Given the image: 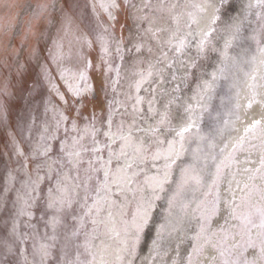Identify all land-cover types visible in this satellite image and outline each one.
<instances>
[{
    "label": "snow or ice",
    "instance_id": "snow-or-ice-1",
    "mask_svg": "<svg viewBox=\"0 0 264 264\" xmlns=\"http://www.w3.org/2000/svg\"><path fill=\"white\" fill-rule=\"evenodd\" d=\"M77 6L74 0L38 5V18L51 7L45 22L56 35L47 56L42 58L36 47L16 66L20 98L27 93L31 99L43 89L45 115L52 113L39 126L35 116L15 125L29 140L35 130L29 152L21 148L11 122L16 94L7 80L0 85V131L27 176L17 192L12 224L18 240L26 239L17 233L19 218L33 217L40 184L45 178L55 181L47 189L44 214L52 234L46 231L33 244L31 264H50V241L57 240V227L73 204L80 215L73 217L76 227L64 247L71 243L74 254L69 258L64 251L57 264H205V259L208 264H264V0H93L95 26L76 14ZM121 13L138 30L136 52L146 50L151 57L137 61L147 68L138 70L131 85L135 95L127 97L135 101L133 114L144 123L153 121L148 127L136 119L127 125L114 121L111 100L100 127L95 111L84 115L97 100L89 76L93 67L103 72L102 91L110 85L115 92L119 84L120 65H113L110 49L115 41V54L124 60ZM94 43L95 65L84 52ZM33 62L35 78L29 74ZM165 76L170 88L160 89L162 107L155 106L153 87L144 116L142 87L154 78L163 84ZM29 162L35 165L31 172ZM16 179L9 171L5 191ZM172 241L174 247L165 246ZM145 245L149 255L141 258ZM5 246L12 251V245ZM22 264H29L27 257Z\"/></svg>",
    "mask_w": 264,
    "mask_h": 264
},
{
    "label": "rangeland",
    "instance_id": "rangeland-1",
    "mask_svg": "<svg viewBox=\"0 0 264 264\" xmlns=\"http://www.w3.org/2000/svg\"><path fill=\"white\" fill-rule=\"evenodd\" d=\"M135 2L140 3V0H135ZM8 3L13 4L14 7H6L5 5ZM44 3L51 5L52 0H0V85L7 80L16 94L15 98L12 99L11 104V122L14 130H16V124L22 123L23 120L30 119L31 116L37 118V126H39L45 119L50 120L52 116L51 111L47 113V116L45 115L42 97L46 95V92H44L43 89H37L31 99H29L27 93H23V99L20 98L21 93L19 92L18 85L19 77L16 74L17 63L25 61L31 49L39 47L42 49L41 57L43 58L47 56L46 49L51 46L52 39L56 35L55 28H52L45 22V18L52 12L51 7H49L43 16L38 18L36 15L40 12L38 5ZM74 3L78 5L75 9L76 14L85 18L86 22L91 21L92 25L95 26L96 17L92 11L93 0H74ZM65 6L67 7V5ZM100 20L106 22L107 17L101 13ZM120 23L125 24L123 29L124 42L121 44L124 60L121 61L115 54V41L110 49L113 54V65H120V81L116 86L115 92H113L110 85L106 92L100 89L101 82L104 79L102 70L97 71L95 67H93V69L89 71L91 81L97 89V100L88 105L87 109L84 111V115L88 116L92 111H95L98 118L97 127L101 126V118L106 119V106L109 100L113 101L114 121L119 122L123 119L127 125V117L130 112H132L131 105L134 103V100H128L127 97L129 95H135L134 87L131 85L136 79H138V76L136 75L138 70L147 68L146 62L137 63V61L141 57H144L145 61L151 59V57L147 56L146 51L137 53L135 50L134 44L139 43L141 39L138 36V30L135 23L124 13H121L120 15ZM80 27L83 31H88V28H86L83 23L80 24ZM119 36L120 28L117 26V40L119 39ZM84 52L85 55H89L93 60L94 65L98 62V45L94 43L92 49L85 48ZM37 71L38 69L33 62L29 68L30 76L35 78ZM111 78L113 80L116 78L115 73L111 74ZM186 94H190V90ZM53 99L56 103H59L58 100H55V98ZM163 100L164 97H160L161 105ZM97 102L99 105H103L104 111H101L100 106L93 107ZM122 104L125 107H122ZM78 123L83 124L84 121L79 120ZM103 130H108L106 125L103 126ZM16 131V139L20 141L21 148L24 149L25 152H29V144L36 139L35 130L31 140L26 138L27 133H25V137H21L18 130ZM59 135L63 138V130H61ZM97 139L103 140L104 138L100 135ZM85 143L89 144L87 138ZM53 145L54 154L58 153V141H54ZM89 146L91 145L89 144ZM114 146L118 147V144ZM89 158L90 156L85 154L84 167H87V160ZM34 167L35 165L32 162H29V172H31ZM9 171H12L17 179L11 185H7L8 191H5L6 176ZM40 175H45V172L41 171ZM33 178H35L34 173ZM26 179L27 176L21 169V158L14 154L9 137L3 131H0V264H22L25 257H27L29 264H31L33 244L38 243L44 237L46 231L49 236L52 234L50 228H45L47 216L44 214L46 212L45 201L47 189L54 184L55 181L54 179L49 181L47 178H45L40 184L41 191L35 206L32 208L34 213L33 217L31 219L28 217L19 218L20 222L17 233L23 234L26 239L18 240L17 235L12 231L13 219L16 217L19 208V204L17 203V192L21 188V182ZM48 214L50 215V213ZM78 215H80L78 204H73L72 208L67 209L63 214L62 223L56 230L57 240L54 242L50 241V243H54V247L52 248L49 257L50 264H57V261L65 259L63 255L64 251L69 253V258L74 254V248L71 243H69L67 248L64 246L66 243L65 237L70 236L76 227V221L73 217ZM42 216L44 217L43 219H41ZM28 224L35 225L36 229L34 230L33 228L28 227ZM34 232L36 233L35 239ZM6 243L12 245L11 252L7 250V247L5 246ZM165 246H168V243H166Z\"/></svg>",
    "mask_w": 264,
    "mask_h": 264
},
{
    "label": "bare ground",
    "instance_id": "bare-ground-1",
    "mask_svg": "<svg viewBox=\"0 0 264 264\" xmlns=\"http://www.w3.org/2000/svg\"><path fill=\"white\" fill-rule=\"evenodd\" d=\"M142 51H146V50H142ZM167 80H168V77L165 76V82H164L163 84H157V83L155 82V78H154V79H153V82H151V83H146V84L142 87L141 92H140V95L144 97V102H143V104H142L140 107H142V108L144 109V113H143L144 116H147V107H148V105H147V101L150 100V99H152V96H153L152 88H153V87L156 88V101H158V103H156L155 106H156L157 108L162 107V105L160 104V97H163V96H162V94L160 93V89H161V88H165V89H168V88H169L170 85L168 84ZM133 100H134V99H133ZM134 102H135V101H134ZM258 114H259V113H258V110H257V115H258ZM127 118H128V119H127V124L131 123L133 119H136L137 122H138V124H139V126H142V127H148L150 124L153 123V121H151V120H149L147 123H144V121L140 120V119H139V116L133 114V112H130V114H129V116H128ZM237 129H238V130H242V125H239V124H238V125H237ZM136 135L139 136V135H143V134H142V133H137ZM226 195H227V194H226ZM237 195H239V192H238V191H237ZM174 243H175V242L172 241L170 245L168 244V246H172V247H174ZM168 246H166V247H168ZM211 254H212V253H211L210 250H207V249L205 250V257H210ZM148 255H149V252H148V246H147V245H146V246H143L142 251L140 252V257H141V258H144V257H147ZM170 255H171V253H170ZM157 259L159 260V257H158ZM137 264H140L139 260L137 261ZM205 264H208V260H207V259H205Z\"/></svg>",
    "mask_w": 264,
    "mask_h": 264
}]
</instances>
